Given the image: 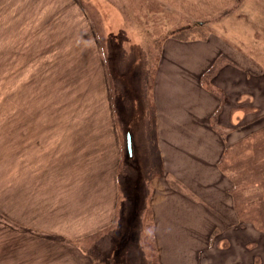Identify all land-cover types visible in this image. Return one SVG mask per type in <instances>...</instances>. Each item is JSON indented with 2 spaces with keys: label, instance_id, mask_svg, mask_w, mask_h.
Segmentation results:
<instances>
[{
  "label": "rangeland",
  "instance_id": "rangeland-1",
  "mask_svg": "<svg viewBox=\"0 0 264 264\" xmlns=\"http://www.w3.org/2000/svg\"><path fill=\"white\" fill-rule=\"evenodd\" d=\"M235 1L0 0V264L263 258L264 0ZM207 28L228 52L201 82L218 111L237 106L240 93L249 105L248 129L220 136L217 187L179 177L161 159L175 147L165 139L194 131L164 127L178 68L169 59L205 52L171 40L163 49V40L204 37ZM178 100L187 102L185 89Z\"/></svg>",
  "mask_w": 264,
  "mask_h": 264
},
{
  "label": "crops",
  "instance_id": "crops-1",
  "mask_svg": "<svg viewBox=\"0 0 264 264\" xmlns=\"http://www.w3.org/2000/svg\"><path fill=\"white\" fill-rule=\"evenodd\" d=\"M235 2H237V0ZM228 15L229 14L225 13V15L220 18L221 21ZM231 19L232 18H227L224 21L231 22L233 21ZM235 19H237V16H235ZM207 30V36L200 38L182 40L176 37L170 38L169 36V38L167 37L163 40V49L165 47L164 43L171 40L173 44L171 42L167 44L170 45V47H192L198 50L202 48L205 49V52L194 53V56L187 60L188 62H186L184 58L171 57L169 59V61L173 63L174 68H178L173 70L174 77L168 79L169 85L167 91L171 95V109L166 116L167 125L164 127L177 130L191 129L194 131L191 133V136L165 139V143H171V146L175 147L170 148L166 154L161 153V159L164 165L170 167L172 165L173 169L176 170L171 171V173L175 172L174 174L179 177L198 178L199 183L204 181L203 178L209 177L210 184L214 181L212 186L217 187V184L222 180V175L219 171L220 169L217 167V163L222 155L224 142L220 135L213 130L209 120L218 109L220 101L218 98L210 96L209 93L212 92L201 82V74L212 66L211 63L215 62L214 60L218 58L220 52L226 53L228 49L226 48L227 46L225 45L226 42L224 38L219 37L216 32L208 28ZM169 49L173 50V48H166V50ZM164 60L165 57H161L160 60H158L153 83L154 92L156 91L154 98L158 104H160V102L157 91L159 90L161 78L163 77L161 61L164 62ZM180 61L183 62V68L180 67ZM238 64L241 63L238 61ZM176 74L181 75L179 81L183 83L176 80ZM182 89L187 91L188 100L180 104L178 96ZM155 109L158 110V106H156ZM157 127L160 128L158 124ZM184 133L188 132L184 131ZM168 172H170V170Z\"/></svg>",
  "mask_w": 264,
  "mask_h": 264
},
{
  "label": "trees",
  "instance_id": "trees-1",
  "mask_svg": "<svg viewBox=\"0 0 264 264\" xmlns=\"http://www.w3.org/2000/svg\"><path fill=\"white\" fill-rule=\"evenodd\" d=\"M239 1V0H237ZM174 36V35H172ZM176 37V36H174ZM178 39H180V37H176ZM210 66L207 70H205L202 74H201V78L202 76L206 73L209 72L211 70ZM201 81L203 82V80L201 79ZM241 94H245V93H240L238 95H236L233 99H231L232 104H237V106L232 107V105L229 107L228 111L224 113V110L221 108L219 111L218 109L215 111V113L211 116V118L214 117V125H212L213 130H215L220 136L223 137V134L228 133V132H234L237 130H241V129H248L249 127V122L245 124V122L248 120L247 119V114L248 111L246 110L245 106H249L248 104H244V106H240L242 101H241ZM222 105L226 104V102L228 101V97H225V95H223L222 97ZM254 98V96H251V99ZM230 102V100H229ZM217 113V114H216ZM210 118V119H211ZM227 120V122H225V124H230L231 121L233 120H237V125L230 127H225L224 126V121ZM234 123V122H233ZM236 123V122H235ZM225 129V130H224ZM224 156V151L222 153V155L220 156L219 161L221 160V158ZM218 161V163H219ZM217 163V167L219 168V164ZM261 171H264V167L262 169H260ZM239 216L242 217L241 212H239ZM252 223V225H255L254 221H250ZM260 226H258L257 228L261 231H263L262 233H264V216L262 218L261 223L259 224ZM257 241L256 242H246L244 243V248L245 249H249L252 246L256 247ZM235 245V242L232 243V246ZM263 252H264V246H263ZM243 261L240 264H261L262 262L264 263V253H263V258L261 256H259L258 254L253 253L250 257H247L246 254L243 255V257L241 258Z\"/></svg>",
  "mask_w": 264,
  "mask_h": 264
},
{
  "label": "water",
  "instance_id": "water-1",
  "mask_svg": "<svg viewBox=\"0 0 264 264\" xmlns=\"http://www.w3.org/2000/svg\"><path fill=\"white\" fill-rule=\"evenodd\" d=\"M126 145H127L128 155L131 157V155H132V141H131V135H130L129 131L126 134Z\"/></svg>",
  "mask_w": 264,
  "mask_h": 264
}]
</instances>
